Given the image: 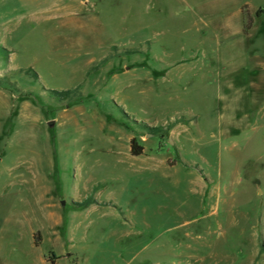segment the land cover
<instances>
[{"label":"rangeland","instance_id":"obj_1","mask_svg":"<svg viewBox=\"0 0 264 264\" xmlns=\"http://www.w3.org/2000/svg\"><path fill=\"white\" fill-rule=\"evenodd\" d=\"M262 245L264 0H0V264Z\"/></svg>","mask_w":264,"mask_h":264},{"label":"trees","instance_id":"obj_2","mask_svg":"<svg viewBox=\"0 0 264 264\" xmlns=\"http://www.w3.org/2000/svg\"><path fill=\"white\" fill-rule=\"evenodd\" d=\"M31 73L33 74L34 77H37V74L34 70L31 69ZM51 91H52V93H54L57 96L69 97L71 94V90H69V89H65V90L52 89ZM158 128L159 127L155 128V129H158ZM130 152L133 155H139L143 152V145L138 143V141L136 140L135 137H132L130 139ZM93 202H95V199L90 195V196L86 197L84 200L78 202V205L79 206H87ZM38 239L39 238L37 236H34L35 244H38ZM261 249L262 250L264 249V245L261 246ZM56 259H57V257L53 254L51 256H49V258H48V260L50 261L51 264H58Z\"/></svg>","mask_w":264,"mask_h":264},{"label":"crops","instance_id":"obj_3","mask_svg":"<svg viewBox=\"0 0 264 264\" xmlns=\"http://www.w3.org/2000/svg\"><path fill=\"white\" fill-rule=\"evenodd\" d=\"M44 260L46 261V262H49L48 260H47V258L46 257H44ZM50 263V262H49ZM51 264V263H50Z\"/></svg>","mask_w":264,"mask_h":264}]
</instances>
